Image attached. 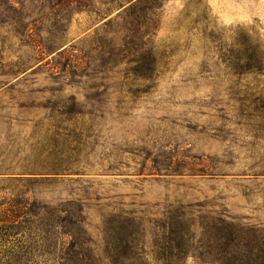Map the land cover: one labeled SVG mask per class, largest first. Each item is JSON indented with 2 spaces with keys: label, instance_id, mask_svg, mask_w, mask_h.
<instances>
[{
  "label": "rangeland",
  "instance_id": "rangeland-1",
  "mask_svg": "<svg viewBox=\"0 0 264 264\" xmlns=\"http://www.w3.org/2000/svg\"><path fill=\"white\" fill-rule=\"evenodd\" d=\"M142 1L81 0L80 10L50 13L11 0L20 14L0 18V264H62L69 239L47 224L67 202L85 207L99 254L105 205L141 212L152 220L153 264L162 262L150 233L171 204L192 205L196 221L224 210L264 228V0L147 1L160 68L136 72L125 36ZM59 97L76 98L95 141L69 175L30 172L38 125L54 124ZM199 253L183 264H212Z\"/></svg>",
  "mask_w": 264,
  "mask_h": 264
},
{
  "label": "trees",
  "instance_id": "trees-1",
  "mask_svg": "<svg viewBox=\"0 0 264 264\" xmlns=\"http://www.w3.org/2000/svg\"><path fill=\"white\" fill-rule=\"evenodd\" d=\"M14 1L23 8L25 0ZM34 1L36 0H30ZM37 1L45 4L50 13L58 12L63 6L81 3V0ZM147 1L149 2H140L145 4L143 8L132 5L134 18L125 36L132 47L129 51L133 59L129 63L134 65L132 70L136 72L160 68L157 48L149 39L154 28L150 25L148 16H151L154 8L148 7ZM10 2L11 0H0V18L10 11L20 14V10ZM81 5L77 10H80ZM72 57L76 56L70 54L67 59L75 68H80L82 64L71 61ZM71 71L74 73L83 70ZM78 106L80 104L74 97H70L69 102L61 101L59 97L50 107L52 113L47 119L54 121V124L47 128L44 123L38 125L36 135L41 132L45 135L37 141L28 171L69 175L80 168L81 155L90 142L95 140L87 135L83 123L89 114L79 110ZM81 118L83 121L80 124ZM74 204L76 203L67 202L64 208L48 215L47 229L51 236L60 235L69 239L66 251L60 253L62 264H153L146 241V226L152 220H146L141 212L124 207L121 203L105 205V209L109 210L110 207V211L104 215L103 250L99 254L92 239L86 237L87 224L83 217L85 207L77 204L74 208ZM24 207L21 208V213L12 209L10 215L6 216L9 217L6 222L16 225L22 214L28 213ZM195 213L192 205L181 203L159 209V219L154 220V229L150 233L151 250L159 252L154 259L162 264H183L189 251L199 250L198 257L212 264H264L263 227L244 223L224 210L213 209L206 215H200L199 221H196ZM197 235L200 236L198 239Z\"/></svg>",
  "mask_w": 264,
  "mask_h": 264
}]
</instances>
